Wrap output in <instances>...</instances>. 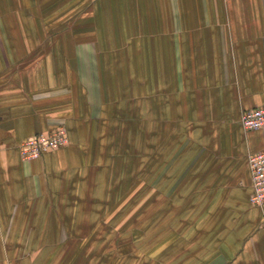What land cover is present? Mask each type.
I'll list each match as a JSON object with an SVG mask.
<instances>
[{
	"label": "crops",
	"instance_id": "1",
	"mask_svg": "<svg viewBox=\"0 0 264 264\" xmlns=\"http://www.w3.org/2000/svg\"><path fill=\"white\" fill-rule=\"evenodd\" d=\"M4 1L11 8L18 1L29 20H155L164 54L179 57L181 84L191 97L194 90L190 112L213 122L201 146L202 162L214 170L212 183L237 190L226 197L227 223L187 230L185 240L184 231L170 226V264H264V205L250 203L247 163L264 149V128L245 132L239 124L241 112L264 106V0ZM7 56L0 59V264H61L60 253L49 260L44 251L60 247L70 221L79 218L83 225L98 213L83 206L87 199L78 187L85 184L83 164L96 150L89 139L102 124L92 92L106 81L99 66H88L95 75L86 77L83 66L61 64L69 55L60 50H13ZM61 126L67 146L21 159L23 140Z\"/></svg>",
	"mask_w": 264,
	"mask_h": 264
},
{
	"label": "rangeland",
	"instance_id": "2",
	"mask_svg": "<svg viewBox=\"0 0 264 264\" xmlns=\"http://www.w3.org/2000/svg\"><path fill=\"white\" fill-rule=\"evenodd\" d=\"M7 4L0 0V59L13 50H60L69 55L61 64L83 66L86 77L95 73L88 66H99L106 81L92 92L102 124L78 187L83 206L98 213L83 225L70 221L60 247L44 251L49 260L60 253L61 264H170V226L185 240L197 226L227 223L223 209L236 186L212 183L201 146L213 122L190 112L194 90L191 97L181 84L179 57L164 54L155 20H29L18 1Z\"/></svg>",
	"mask_w": 264,
	"mask_h": 264
},
{
	"label": "built area",
	"instance_id": "3",
	"mask_svg": "<svg viewBox=\"0 0 264 264\" xmlns=\"http://www.w3.org/2000/svg\"><path fill=\"white\" fill-rule=\"evenodd\" d=\"M239 122L245 132L263 129L264 106L241 112ZM67 143V131L61 126L51 134H37L23 140L19 146V154L23 161L29 162L47 152L60 149ZM247 163L252 182L250 203L253 206H262L264 205V149L249 155Z\"/></svg>",
	"mask_w": 264,
	"mask_h": 264
},
{
	"label": "bare ground",
	"instance_id": "4",
	"mask_svg": "<svg viewBox=\"0 0 264 264\" xmlns=\"http://www.w3.org/2000/svg\"><path fill=\"white\" fill-rule=\"evenodd\" d=\"M142 109V108H141Z\"/></svg>",
	"mask_w": 264,
	"mask_h": 264
}]
</instances>
